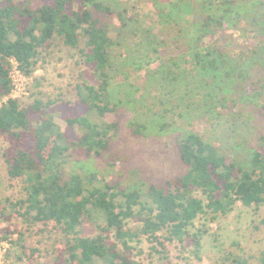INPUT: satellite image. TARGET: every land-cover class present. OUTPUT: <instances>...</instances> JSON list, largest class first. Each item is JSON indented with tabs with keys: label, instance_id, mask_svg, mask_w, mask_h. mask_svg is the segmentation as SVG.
Masks as SVG:
<instances>
[{
	"label": "rangeland",
	"instance_id": "rangeland-1",
	"mask_svg": "<svg viewBox=\"0 0 264 264\" xmlns=\"http://www.w3.org/2000/svg\"><path fill=\"white\" fill-rule=\"evenodd\" d=\"M103 1L128 11L125 25L114 32L108 69L111 98L118 108L104 119L119 128L109 149L86 164L129 190L161 186L185 174L177 143L184 134L197 133L248 169L251 151L264 133V116L256 110V104L264 103V0ZM226 1L244 9L243 19L230 25L225 19L223 28L211 24L204 44L194 48L202 31L194 7L218 18L219 5ZM251 1L260 5L253 7ZM236 23L241 29H234ZM251 23L258 24L260 35ZM198 51L206 64L196 62ZM84 70L79 51L56 37L36 59L29 94L17 99L23 106L41 100L56 102L57 111L79 109ZM8 146L1 138L0 207L8 209L11 219H0V264H53L74 235L63 234L54 222L31 223L20 216L26 181L10 178L4 158ZM126 224L137 231L138 222ZM189 230L203 234L198 254L177 243H166L165 250L155 252L141 234L131 243L133 254L145 264H234L238 258L264 264V204L246 207L239 202L227 216L216 219L201 214ZM95 233L94 223L83 225L81 235Z\"/></svg>",
	"mask_w": 264,
	"mask_h": 264
},
{
	"label": "trees",
	"instance_id": "trees-1",
	"mask_svg": "<svg viewBox=\"0 0 264 264\" xmlns=\"http://www.w3.org/2000/svg\"><path fill=\"white\" fill-rule=\"evenodd\" d=\"M228 5L235 4L220 3L218 18L194 7L202 20L194 48L204 44L211 24L223 28L225 19L229 25L243 19L244 9ZM127 12L103 0H0V139L9 143L4 158L10 178L26 181L20 216L31 223L54 222L63 234L74 235L53 264H145L135 258L131 246L138 234L155 252L165 250L166 243H177L198 254L203 234H191L189 227L199 215L216 219L227 216L239 202L246 207L264 204V133L251 151L248 169L215 142L186 133L177 143L185 174L146 189L114 184L86 164L109 149L119 128L104 119L118 108L111 98L108 69L114 32L125 25ZM237 23L234 29H241ZM257 25L249 27L260 35ZM56 37L77 49L86 67L78 85L80 107L57 111L56 102L41 100L23 106L11 96L13 61L32 76L38 55ZM199 51L196 62L206 64ZM256 110L264 116V103L256 104ZM0 219H11L6 207H0ZM126 220L138 222L137 231L128 228ZM85 223H94L96 233L81 235ZM233 262L248 264L239 258Z\"/></svg>",
	"mask_w": 264,
	"mask_h": 264
},
{
	"label": "built area",
	"instance_id": "built-area-1",
	"mask_svg": "<svg viewBox=\"0 0 264 264\" xmlns=\"http://www.w3.org/2000/svg\"><path fill=\"white\" fill-rule=\"evenodd\" d=\"M10 79L12 81V97L17 99L21 96H27L29 94L30 78L26 76L19 68L18 63L13 61V67L10 73Z\"/></svg>",
	"mask_w": 264,
	"mask_h": 264
}]
</instances>
